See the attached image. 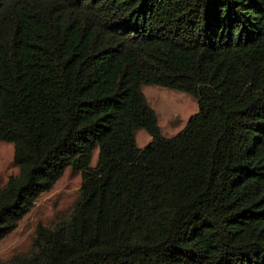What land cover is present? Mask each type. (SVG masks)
Wrapping results in <instances>:
<instances>
[{
	"label": "trees",
	"instance_id": "16d2710c",
	"mask_svg": "<svg viewBox=\"0 0 264 264\" xmlns=\"http://www.w3.org/2000/svg\"><path fill=\"white\" fill-rule=\"evenodd\" d=\"M150 84L197 100L172 137ZM0 141V241L81 178L0 264H264V0H0Z\"/></svg>",
	"mask_w": 264,
	"mask_h": 264
},
{
	"label": "rangeland",
	"instance_id": "374dc122",
	"mask_svg": "<svg viewBox=\"0 0 264 264\" xmlns=\"http://www.w3.org/2000/svg\"><path fill=\"white\" fill-rule=\"evenodd\" d=\"M142 92L156 113L161 136L166 138L181 131L198 109L197 100L183 91L150 84L142 85ZM150 140L151 136L144 129L135 130L138 147H145ZM13 154L12 143L0 141V184H5L11 175L17 173ZM95 160L96 152L92 165ZM80 181V173L66 169L53 188L37 198L31 210L19 220L16 229L0 241V259L24 250L38 223L48 222L55 214L66 210L77 195Z\"/></svg>",
	"mask_w": 264,
	"mask_h": 264
}]
</instances>
